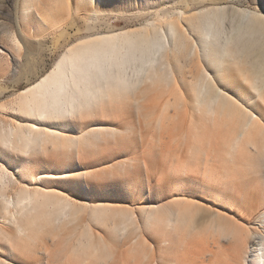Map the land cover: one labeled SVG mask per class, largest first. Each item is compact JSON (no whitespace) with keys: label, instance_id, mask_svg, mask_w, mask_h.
Wrapping results in <instances>:
<instances>
[{"label":"bare ground","instance_id":"obj_1","mask_svg":"<svg viewBox=\"0 0 264 264\" xmlns=\"http://www.w3.org/2000/svg\"><path fill=\"white\" fill-rule=\"evenodd\" d=\"M28 8H22L23 16L30 13ZM190 12L176 9L166 14L163 10L145 25L83 37L65 50L50 72L20 92L15 107L24 122L11 119L0 125V250L8 246L13 254L29 258L38 246L46 251L45 239H51L60 246L54 257L61 263L114 264L115 247L97 239L98 233L95 240H75L81 206L42 186L48 181L40 172V160L83 158L86 150H95L98 144L125 141L130 131L124 135L115 127H93L75 136L70 126L81 128L98 116L120 120L126 111L135 112L140 123L144 109L152 106L148 107L153 91L159 87L175 91L173 60L179 64L203 58L218 83L205 70L195 82L194 105L201 124L179 146L192 159L178 161L176 169L181 170L178 176L191 174L214 181L220 189L238 190L245 201L249 199L246 215L240 218L247 224L232 220L216 206L211 212L198 200L176 196L147 213L146 225L157 236L158 245L152 249L137 236L133 240L137 249L124 257L133 264H196L197 258L200 264H215V258H223L226 243L225 264H264V189L244 186L251 172L258 173L264 184V117L259 112H264V15L222 6ZM231 73L246 85L245 93L237 80L232 82ZM168 96L162 110L160 101L155 107L159 111L154 110L161 112L155 115L160 131L170 119V110L180 109L183 120L191 121L193 116L186 101H169ZM169 155L181 159L179 152ZM34 170L38 186L17 182L14 172L29 176ZM64 174L57 178H66ZM72 180L69 183L77 186L75 176ZM203 212L209 215L204 217ZM138 230L129 215L113 227L118 241ZM4 256L0 264L15 263Z\"/></svg>","mask_w":264,"mask_h":264},{"label":"rangeland","instance_id":"obj_2","mask_svg":"<svg viewBox=\"0 0 264 264\" xmlns=\"http://www.w3.org/2000/svg\"><path fill=\"white\" fill-rule=\"evenodd\" d=\"M210 6L235 8L238 11L264 15V0H0V125L8 124V120L10 122L11 119L24 122V115L15 107L20 92L50 72L65 50L81 38L110 30L145 25L155 20L157 14L163 10L166 14L176 9L191 10L190 14H193ZM25 7H29L30 11L27 17L21 12ZM189 33L195 38L191 31ZM202 59L196 58L193 62L179 64L173 60L172 64L177 65L176 67L173 65L176 78L174 83H177L180 89L176 90L175 87V91L170 92V88L159 87L161 89L153 91L154 97L151 100L154 104L152 102L148 106L152 105L150 108L144 109L143 116L139 118L140 123L135 112L126 111L120 120L98 116L81 128L74 123L70 126L75 136L84 134L94 129L93 127L96 129L115 127L121 129L124 135L130 131L125 141L117 139L115 142L111 139L106 144H98L95 150H86L83 158L77 155L67 158L47 156L40 160V172L48 181L42 186L63 193L66 198L78 204L77 207L81 206L75 221V240H95L96 237L108 240L106 243L114 246L117 252L118 263L114 264H124L125 260V264H133L132 259H126L124 255H129L135 250L133 240L137 236H141L139 241L147 245L149 243L148 246L152 249L158 245L157 236L146 225L147 213L173 202L176 196L198 200L197 203L211 212L215 211L213 206H216L220 213L223 212L232 220L247 224L240 218L246 215L249 199L245 197V201L238 190L220 189L214 181H208V178L201 180L191 174L178 176L181 170L176 169L178 161L192 159L179 146L186 144L192 128L201 124V119L195 112L193 91L195 82H199L203 70L216 79L213 68ZM231 79L232 82L237 80L242 91L246 92V85L235 73H231ZM215 81L217 82V79ZM174 83L172 82V85ZM167 95L169 101H186L184 103L189 105L186 106L187 111L189 110L193 116L191 121L183 120L180 109L170 110V119L160 131L155 124V115L159 116L161 112L156 113L159 110L155 107L160 101L162 110ZM179 96L185 98L182 100ZM259 112L264 117V112ZM180 117L181 121H177L176 119ZM184 127L187 129L184 130ZM181 133L185 134V138ZM177 152L180 153L181 159L169 157L172 156L170 153L176 155ZM263 173L264 168H261V174ZM14 174L18 183L33 188L38 186L35 170L28 173L29 176L16 172ZM59 174H64L66 178L58 179ZM85 175L88 176L84 178ZM74 176L77 186L69 183L73 181ZM247 183L249 185H246ZM247 183L244 186H255L261 191L264 189L258 173H249ZM9 195L12 196L13 193ZM126 215L132 217L139 230L128 235L125 240L118 241L113 227L121 224ZM208 215L202 213L204 217ZM255 222L253 221V224ZM142 230L143 232H140ZM11 231L14 235L15 231ZM95 233L99 235L95 237ZM45 241L47 250L43 252L38 246L37 250L35 248L36 251L32 250L35 252H32L29 258L13 254L8 246L0 250V256L6 258L4 254L9 255L14 264H65L54 257L60 246L51 239ZM228 248L229 245L224 243L225 254L223 258H215V264H225ZM195 263L200 264V259H195Z\"/></svg>","mask_w":264,"mask_h":264}]
</instances>
